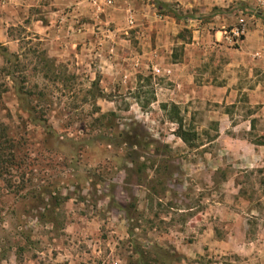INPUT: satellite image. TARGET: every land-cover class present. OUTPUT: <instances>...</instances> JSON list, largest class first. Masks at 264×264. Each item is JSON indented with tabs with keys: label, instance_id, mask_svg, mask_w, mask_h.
<instances>
[{
	"label": "rangeland",
	"instance_id": "rangeland-1",
	"mask_svg": "<svg viewBox=\"0 0 264 264\" xmlns=\"http://www.w3.org/2000/svg\"><path fill=\"white\" fill-rule=\"evenodd\" d=\"M92 1L0 0V47L18 55L16 80L43 95L32 105L46 117L30 123L31 106L22 108L5 78L0 154L7 158L12 148L29 167L0 160V264H264L262 176L237 173L243 191L228 189L226 176L240 170L228 159L233 154L208 144L217 123L180 109L191 135L183 143L160 108L173 102L155 91L168 83L165 76L151 66L137 72L131 60L143 19L153 28L159 16H176V4L116 0L120 16L107 19L106 1ZM236 10L229 30L246 18ZM177 37L190 39L184 28ZM180 47L173 46V56ZM2 55L0 68L10 67ZM131 125L157 144L129 157L124 145L102 139Z\"/></svg>",
	"mask_w": 264,
	"mask_h": 264
},
{
	"label": "crops",
	"instance_id": "crops-1",
	"mask_svg": "<svg viewBox=\"0 0 264 264\" xmlns=\"http://www.w3.org/2000/svg\"><path fill=\"white\" fill-rule=\"evenodd\" d=\"M104 1L106 4L101 9L105 11L104 16L107 19L113 15L119 17L122 4L115 6L116 0ZM159 1L169 9L176 4L178 15L159 16L155 29L150 25L145 28L144 23L150 19H143L136 37L138 52L131 58L137 72L141 67L151 66L153 71L162 73L168 83L156 84L155 91L163 92V96L178 105L182 113L198 110L197 115L210 116L217 123L218 136L208 144L218 142L223 150L233 154V158L228 159L240 170L233 176H226L228 189L232 186L236 195L241 193L244 185L236 182L235 177L247 170H257L255 173H260L264 182V6L258 7L257 0ZM58 2L76 4L75 0ZM235 6L238 15L245 12L248 30L233 48L223 35L231 26L228 17ZM41 7L50 8L44 3ZM61 9L47 14H57L63 11ZM154 17L156 20L157 16ZM182 28L189 32L190 39L186 42L177 37ZM176 45L181 46L178 57L172 54ZM220 56L222 75L216 68ZM212 160L211 165L216 170L218 165L214 163L218 161ZM260 196L264 205V189ZM261 226L264 229V220ZM230 237L226 234V239ZM262 246L264 249V241Z\"/></svg>",
	"mask_w": 264,
	"mask_h": 264
},
{
	"label": "trees",
	"instance_id": "trees-1",
	"mask_svg": "<svg viewBox=\"0 0 264 264\" xmlns=\"http://www.w3.org/2000/svg\"><path fill=\"white\" fill-rule=\"evenodd\" d=\"M160 6H165L163 3H158ZM0 53H2L4 61L7 63H10V67L8 68H0V88L5 89L6 85L4 83L5 78H8L12 84L16 88V93L19 95L18 101L23 106L27 104V106H31L29 108L30 114L29 116V122L33 124L37 123H45L46 117L43 115L42 111L39 109L37 110V105H32V101L35 103L41 101V98H43L42 94L33 93L30 89H26L24 86V81L16 80L15 74L18 67L16 66V62H18V55H8L6 49L3 47H0ZM18 83V85H17ZM1 94V91H0ZM0 101H1V95H0ZM160 108L165 111L166 116L168 119L174 123L177 124V131L176 136L186 145H189L191 142L190 134L184 129L183 127V117L181 115V110L178 105L174 103H164L160 105ZM25 111V109H24ZM27 111V110H26ZM42 112V113H41ZM113 115V113H111ZM104 117V116H101ZM0 126H3L0 124ZM4 129H2L3 131ZM1 131V130H0ZM108 137V136H107ZM102 138L103 140H106L109 145H124L126 149L130 150L128 151V156L131 157L134 155L135 149L142 148L147 149L149 147H153L157 144V141L153 139L147 131H145L142 127L138 125H131L127 129L115 131L111 134H109V138ZM7 143H11L12 139H5ZM11 154L8 155L6 158L5 155L0 154V160L5 166L11 167L13 165H16L18 163V166L16 167L22 170L23 165L26 167H29L27 163L23 160L17 157L16 152L14 149L11 148ZM15 160V161H14ZM17 160V162H16ZM131 162H135L134 159H131Z\"/></svg>",
	"mask_w": 264,
	"mask_h": 264
},
{
	"label": "built area",
	"instance_id": "built-area-1",
	"mask_svg": "<svg viewBox=\"0 0 264 264\" xmlns=\"http://www.w3.org/2000/svg\"><path fill=\"white\" fill-rule=\"evenodd\" d=\"M96 1L97 0H93L92 2L96 4L97 3ZM257 5L258 7L264 6V0H257ZM128 19L130 23L133 22L131 15L128 17ZM246 33H247V21L246 18L242 16L241 18H239L238 24L228 31V36L225 37V40L229 44H237L238 41H240V39L246 35Z\"/></svg>",
	"mask_w": 264,
	"mask_h": 264
}]
</instances>
